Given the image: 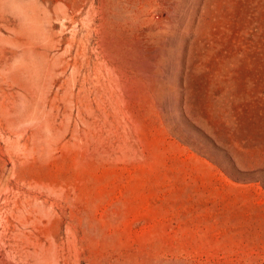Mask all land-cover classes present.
<instances>
[{
  "label": "rangeland",
  "instance_id": "1",
  "mask_svg": "<svg viewBox=\"0 0 264 264\" xmlns=\"http://www.w3.org/2000/svg\"><path fill=\"white\" fill-rule=\"evenodd\" d=\"M0 264H264V0H0Z\"/></svg>",
  "mask_w": 264,
  "mask_h": 264
}]
</instances>
